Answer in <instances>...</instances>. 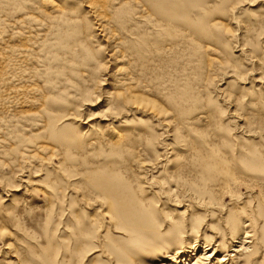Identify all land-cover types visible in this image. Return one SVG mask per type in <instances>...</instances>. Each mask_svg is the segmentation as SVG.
I'll return each mask as SVG.
<instances>
[{
  "label": "rangeland",
  "instance_id": "374dc122",
  "mask_svg": "<svg viewBox=\"0 0 264 264\" xmlns=\"http://www.w3.org/2000/svg\"><path fill=\"white\" fill-rule=\"evenodd\" d=\"M51 1L56 7L0 1V8L20 4L9 18L32 16L40 34L24 73L29 81L21 83L36 88L24 98L33 104H11L1 115L0 264H108V253L130 254L145 242L129 244L118 234L107 214L113 196L121 207L133 197L151 217L138 216L149 248L133 264L146 257L168 263L173 249L154 245L167 244L176 222L199 227L180 241L188 254L196 237L193 255L202 253L203 234L207 241L218 234L204 252L214 251V260L223 256L216 246L223 237L238 242L222 233L231 222L253 219L259 232L264 0H185L191 21L168 22L142 0H108L102 20L81 0ZM126 79L136 84L130 92L121 85ZM129 94L159 107L169 125L120 107L117 98ZM144 163L151 166L140 168ZM98 178L109 179L102 190L93 185Z\"/></svg>",
  "mask_w": 264,
  "mask_h": 264
},
{
  "label": "bare ground",
  "instance_id": "6f19581e",
  "mask_svg": "<svg viewBox=\"0 0 264 264\" xmlns=\"http://www.w3.org/2000/svg\"><path fill=\"white\" fill-rule=\"evenodd\" d=\"M81 1L84 8L87 10V14H89L92 17L94 16L98 18V20H102L104 18L103 12L108 0H81ZM43 2L45 3L46 6L56 7V5H54V3L51 0H43ZM142 2L152 11L154 15L156 16L158 15L162 20L166 22L170 21L171 19L191 21L188 15L189 9L192 7L189 4L190 1L142 0ZM139 3L143 7H145L141 2ZM15 5L17 6L15 8H9L8 4L4 5L3 8H0L2 9L0 12V123L2 118L1 115L5 113V110H7V108H9L11 104L12 105L15 104L17 107L18 106L23 107V109L31 107L33 104V100L28 99L25 101V99H27L25 97L35 96L36 93L35 87L25 88L21 86V83L22 84L25 83L26 79H28L29 81V78L25 76L26 74L25 71L29 69L27 67L28 66L27 64L30 63V65L33 66V64L30 61L32 59L30 58L31 57L33 58L34 56L32 55V52L33 50L35 51L36 49L35 47H37L36 41L38 40L37 38L40 36L39 33L35 32L36 30H33L31 28V26L33 25V23L38 24V22L32 16L26 13L17 18H13V19L9 18V15L11 16L13 12L15 14L16 12H18L19 8H21V5L18 3H16ZM209 15H211V12ZM201 22L202 20L199 23L200 25L203 26ZM219 26H221V24L218 23L214 24V27L219 28ZM16 28H18L19 31H21V33H17V32L13 33V30ZM208 35H209V31L203 27L202 36L208 37ZM104 42L106 44L108 43L107 40H105ZM110 53L112 54L108 57L109 60L115 59L117 60L116 62H118L116 52H110ZM106 63L108 62L104 61L103 66H106ZM14 72H16L17 74L20 73L21 76L15 77V75L13 74ZM118 72H120L119 67L116 69V73ZM31 73L32 72H30L29 74ZM121 85L126 87V90L130 92L129 89L135 87L136 84L133 79H126L123 82H121ZM22 98L25 99L23 100ZM117 100L120 107L128 106V107H132L131 109L135 111H142V112L146 111L148 112V114L152 115L154 119H158L169 125V121L167 120V115L159 107H157L148 99H145L143 96L129 94L125 97H122V95H120L117 98ZM149 166L151 165L144 163L140 166V168H145ZM108 182L109 179L107 178L105 180L100 178L93 179V185L98 190H102L105 186H107ZM0 184H1V180H0ZM1 188H0V213H1V202H2ZM121 201L122 200L116 196H113V199L109 200V210L107 214L111 217V220L113 222L115 220V222L117 223L116 231L118 232V234L124 235L127 243L129 244L135 242L133 240H140L142 242L144 241L145 243L143 245L137 246V248H134L133 251L130 252V254H127L126 256L123 257H119L117 254L114 253H108V260H107L108 264H133V260H131L132 257L136 255L138 256V253L143 252L149 248V245L146 244L148 240H144L145 236L142 235L143 231L145 230V225L140 218L149 222L151 221V217L142 210L141 206L135 201L133 197H130L129 202L123 200L125 202V205L123 207H121ZM225 211H226L225 206H222L220 208V212L222 213ZM245 222H242L241 224L237 225L236 221H233L231 222L230 227L223 228L222 233H224V235L226 233L227 235L226 238H228L234 244L236 239L238 240V242L236 243L235 246H233V244L227 243L226 240H224L225 238L223 237L219 241L218 245H216L217 247L221 248L222 250L221 253L223 254V256H221L217 260L212 259L214 251L208 254H205L204 252L212 244L213 238L218 239L217 237L218 234L212 233L213 236H211L212 238L209 241L206 240V237L203 234L202 240H203L204 248L202 247L203 249L201 251L202 253L198 255L197 254L193 255L191 253H195L197 251L196 246H194L195 244H197V240H196L197 237H196L194 241L186 245L187 246L186 248L191 250V252H189L188 254L185 252V250H183L184 246L182 245V243H180V241L183 239L185 235L187 236L188 232L191 233L194 230H197L199 227L197 225H191V227L186 228L182 224V221L173 223V225L171 226L172 231H170L168 234L169 240L167 244L157 245V246L154 245L155 250H157L158 252L162 250L168 251L173 249L172 250L173 252L170 255V259L167 260L168 263L165 262V260L157 261L156 258L146 257L145 260L141 261L139 264H187L186 261L188 260L192 261V264H255V260H257L260 257L262 258L261 260L263 261L264 260V222L259 232L257 231V228H255L254 226L253 219H250V221L245 220ZM2 232L3 231L0 230V236L3 235ZM260 235L262 238L259 237ZM158 236L161 237V235ZM230 246L234 248L232 251H230L231 254L227 255L228 254L227 250L230 249ZM11 248H12L11 244H7L5 250L10 252ZM9 252H6V255ZM258 264H264V262H260Z\"/></svg>",
  "mask_w": 264,
  "mask_h": 264
}]
</instances>
